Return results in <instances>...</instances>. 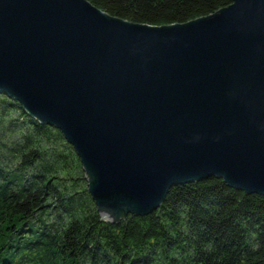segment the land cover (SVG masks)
Wrapping results in <instances>:
<instances>
[{
  "label": "water",
  "instance_id": "obj_1",
  "mask_svg": "<svg viewBox=\"0 0 264 264\" xmlns=\"http://www.w3.org/2000/svg\"><path fill=\"white\" fill-rule=\"evenodd\" d=\"M0 92L63 133L108 221L209 175L264 195V0L162 25L0 0Z\"/></svg>",
  "mask_w": 264,
  "mask_h": 264
},
{
  "label": "trees",
  "instance_id": "obj_2",
  "mask_svg": "<svg viewBox=\"0 0 264 264\" xmlns=\"http://www.w3.org/2000/svg\"><path fill=\"white\" fill-rule=\"evenodd\" d=\"M162 25L233 0H89ZM0 264H264V195L209 175L118 222L101 216L63 133L0 92Z\"/></svg>",
  "mask_w": 264,
  "mask_h": 264
}]
</instances>
